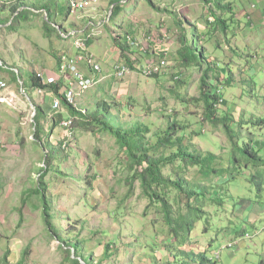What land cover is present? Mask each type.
<instances>
[{
  "label": "rangeland",
  "instance_id": "rangeland-1",
  "mask_svg": "<svg viewBox=\"0 0 264 264\" xmlns=\"http://www.w3.org/2000/svg\"><path fill=\"white\" fill-rule=\"evenodd\" d=\"M227 1L232 3L235 17L229 19L226 32H216L210 25V9L214 7L203 0H121L117 4V16L110 14L111 0H101L100 9L99 4L69 15V0H50L52 22L62 25L65 35L76 32L64 38L56 32L47 36L44 30L47 15L42 11L29 14L14 29L0 26V65H8L0 67V80L8 81L6 92L15 91L25 100L24 106L29 111L33 110L31 99L34 107L41 104L46 113L37 138L35 122L31 121L29 111L21 108V103L20 110L0 103V264H6V252L9 253L7 264L24 260V264H69L67 251L60 248L61 240L50 237L42 222L40 197L25 195L39 184L42 166L50 170L43 181L47 183L45 192L51 206L48 210L51 225L66 231L68 239H78L85 255L99 261L105 244L112 242L114 245L110 248L125 251V255H115L102 264H151L149 252H144L148 249L144 246L134 251L129 242L144 241L149 246L155 243L159 250L166 244L163 213L156 205L149 204L138 181L133 185V193L125 198L129 171L125 152L115 138L104 131H86L77 126L69 130L62 123L71 119L67 109L64 106L60 111L53 109L52 94L38 95L31 87L30 75L35 67H42L46 76L51 73L60 78L57 55L75 52L74 40L89 37L88 32L95 35L89 37V52L100 63L102 71L83 68L87 78L99 81L78 96L79 108H94L100 99L109 102L116 99L123 104L120 112L123 122H145L158 130L167 127L170 116L171 120L192 124L187 140L191 137L204 155L217 156L221 164L213 168L229 166L236 160L232 142L220 127L201 119V103L182 104L176 96L181 93L190 98L201 93L200 68L181 67L179 63L184 40L189 44L192 39L198 43L197 32L201 40L198 46L214 63L209 81L215 84L219 74V90L227 102L220 110L230 112L236 122L241 120L240 146L244 142L252 143L264 160V0ZM7 4L10 3L7 1ZM231 15L227 13L224 17ZM119 36L134 44H130L127 56L130 55L137 69L157 61L166 49L168 73L154 78L137 71L123 80L116 77L115 64L126 61L114 42V37L121 39ZM11 67L20 70V75ZM180 80L183 84H178ZM190 112L195 113L190 115ZM190 117L191 122L187 121ZM198 131L202 134H197ZM152 141H156L155 136ZM58 151L61 159L57 163ZM48 153L53 156L50 164L61 172L49 168ZM237 157L240 166L231 167L229 173L235 178L225 185L224 176L213 181L216 185L211 190L221 189L225 205L206 207L207 211L212 210L211 230L203 231V221H200L193 233L198 238L194 246L205 249L211 241L208 253L214 258L213 264H264V163L247 166L240 154ZM197 170L192 169L188 178H197ZM253 217H257L255 223ZM248 218L250 223H244ZM234 224L240 230L244 228L249 237L239 239L234 247L222 248V242L226 244L234 236ZM218 228H222L221 233ZM216 252H220L219 257H215Z\"/></svg>",
  "mask_w": 264,
  "mask_h": 264
},
{
  "label": "trees",
  "instance_id": "trees-1",
  "mask_svg": "<svg viewBox=\"0 0 264 264\" xmlns=\"http://www.w3.org/2000/svg\"><path fill=\"white\" fill-rule=\"evenodd\" d=\"M7 1L10 4H7ZM12 1L13 0H0V26L6 25L14 29L17 26V22L22 19L27 20L29 14L42 11L47 14V18L44 19V30L47 36H50L52 32H56L64 38L63 34L65 31L63 30V26L56 22H52L53 11L49 1L45 3L39 0H34V2H28L29 0H16L14 4H12ZM120 1L121 0H111L112 5H114L111 16L118 15L117 4ZM203 1L208 2V4L211 3V7H214V10L212 8L210 9L212 16L209 18L210 25H213L216 32L219 30L226 32L229 28V19L232 18V16L233 18L235 17L232 3L227 0H214L215 2L213 0ZM3 11H9L10 17L3 16L1 14ZM227 13H231L232 15L230 17H224ZM69 14H71V8L68 2L67 15ZM247 16L249 17V14H247ZM53 23L56 25H53ZM240 24H238V26H241ZM195 30H197V27ZM195 34L199 38L198 43H195L193 39L192 44L184 40V45L179 50V63L181 67L189 68L191 66H197L200 68L202 72L201 93L198 97L190 98L181 95V93H177L176 96L182 104L194 102L193 106H195L201 103V119L209 122L214 127H220L227 139L232 142V149L233 151L235 150L236 160L224 168H213V166H220L221 164L220 161H217V156L211 153L204 155L196 147L191 137L187 140L188 134L191 133L189 127L192 124H184V122L178 119L171 120L169 116L166 128L160 127L158 130H153L152 124H147L145 122H123L120 119V112L123 104L116 99L112 102L107 101V99H100L97 101L94 108L89 107L85 110V108H79L78 105L67 102L63 95L59 94L61 88L60 82L56 86L51 87L56 91L58 96L62 98V104L70 114L72 123L69 126V130L77 126L86 131H104L114 137L120 149L125 152L129 171V175L126 178L129 190L126 192L125 198L133 193V185L138 181L142 189V195L149 200V204L156 205L162 211L166 221V228H164L165 231L163 234L167 237L164 238L166 244L162 250H159L155 243L149 246V244H145L144 241H134V243L130 241L128 244L134 247V251L140 250L141 247L145 246L148 250L145 249L144 252H149L148 259L151 264H213L214 258L208 253L212 246V242L209 241L208 246L202 249L199 246H194L198 238L195 239L193 237V233L197 231L196 229L199 227L198 223L200 221H203V231L211 230L212 210L207 211L206 207L209 206L210 209L212 207L218 208L225 205L223 203L224 197L220 193L221 189L218 188L215 192L211 190V188L216 185L213 181L222 176H224L223 185L231 181L234 176L230 177V168H237L240 166V160L237 157L238 154L244 158L247 166L252 164L257 167L259 164L264 163L255 145L244 142L243 146H240L239 132H241V120L236 122L230 112L220 110L219 107L223 104L226 105L227 102L224 100L225 98L219 90V74L217 75L218 80L215 84L213 81H211L212 83L209 81V79L212 78L210 72L213 69L214 63L208 55L203 54L201 51V48L198 46L199 42H201L200 35L199 33L197 34V32H195ZM119 37L121 39L114 37V42L120 50L121 57L126 60L123 64L135 68L130 55L127 56V52L131 47L128 40L125 36ZM87 41L88 45H90V40L88 39ZM62 54L63 53H60L56 57L58 63ZM0 67H3V65H0ZM167 73L168 71L166 73L159 72L153 74L151 77L155 78ZM172 76L174 78L177 77L175 74H172ZM30 80L31 87H49L43 85L42 77L36 71L31 72ZM180 83L183 84V80L178 81V84ZM171 91L174 93L173 89ZM220 112H222V114H220ZM193 113L195 112H190V115ZM44 115H46V113L42 105L37 106L34 121V134L37 138H39L42 130L41 119ZM191 117L187 121H190ZM61 118L62 114H60V119ZM262 122H264V120H262ZM199 131L196 133L201 135L202 132ZM151 132L152 134L150 135ZM153 136L156 137L155 142L152 141ZM61 146L59 147L60 149L62 148ZM52 159V154L48 153V164L52 162ZM60 159V151H58L56 157L57 163ZM49 168L54 169V172H61V170H58L59 168L55 165L53 166V164H50ZM195 168L198 169V177L195 179L188 178V173ZM48 171H50L48 168L44 166L41 167L39 184L31 189V191L28 190L29 192L25 193V195L28 197L31 195L40 197V201H42L43 204L42 222L50 237H56L61 240L60 248L67 251L66 258L69 260V264H102L104 261L106 262L112 259L115 255L124 256L125 251H118V248L114 250L111 249L110 247L114 244L109 242L105 244L103 258L96 261L91 258V255L87 256L84 254L83 246L78 239H68L69 236H66V234H68L66 231L51 225V215L48 213L51 206L49 200L46 198L45 192V185L47 183L45 184L43 181ZM71 177L75 179L76 175H71ZM256 178L257 175H253L254 181H256ZM219 183L220 182L217 181L218 187ZM262 189V187H258V191H262ZM26 201L28 200H25V202ZM249 218L243 222L250 223ZM256 218L257 217H253V223H255ZM218 230L219 233H221L222 228H218ZM232 233L234 236L232 239H229L226 244L222 242V248L234 247V244L239 242V239L249 237L245 229L243 228L240 230L236 224H234ZM121 244L126 245L125 242H121ZM67 247H70V250L67 249ZM149 247H151V250H149ZM157 251L159 253H157ZM6 253L4 257L5 261H7L9 255L8 252ZM219 253L220 252H216L215 257H219ZM145 261H147V259ZM24 262L25 260L18 264H24Z\"/></svg>",
  "mask_w": 264,
  "mask_h": 264
},
{
  "label": "built area",
  "instance_id": "built-area-1",
  "mask_svg": "<svg viewBox=\"0 0 264 264\" xmlns=\"http://www.w3.org/2000/svg\"><path fill=\"white\" fill-rule=\"evenodd\" d=\"M13 1L15 2L16 0ZM99 4L100 0H69L71 12L95 8ZM75 33L76 32H71L66 35L64 33L63 37H71ZM87 36L94 37L95 35L89 34L88 32ZM89 37L76 38L73 42L75 52H65L62 54L58 63L59 73L61 76L60 78H57L56 76H50L46 80L42 79L43 85L48 86H56L63 80L65 82L64 85L62 84L64 87L61 86L62 88H60L59 92L63 95L64 99L67 102L74 105H77V98L81 93L86 92L92 86L96 85L99 81L97 79L95 80L94 78L92 80L87 78L81 64L89 67L94 72L99 73L102 71L100 63L95 62L94 56L89 52V45L87 41L88 39L90 40ZM168 64L169 63L167 57L164 56L162 58H159L157 61L147 62L146 64L141 66L139 70L146 76H151L153 74L166 70L168 68ZM133 72L135 71L128 65L118 64L114 67V75L119 79H123ZM35 89L37 94H43L47 92L51 93L53 97L51 107L57 111L63 109L62 98L55 93V90L53 88L36 87ZM7 90H9V85L7 84V82L0 80V103L13 107L16 110H20L22 107H24L25 101H23V99L18 94H16L15 91L6 92ZM23 92L25 93L24 89ZM19 103H21V108L18 106ZM30 105L32 106L33 110L29 111V109H26L25 107L24 110L29 111V114L31 115V121L34 122L36 110L32 103ZM62 123L68 127L71 125L72 119H69L67 121L63 120Z\"/></svg>",
  "mask_w": 264,
  "mask_h": 264
},
{
  "label": "clouds",
  "instance_id": "clouds-1",
  "mask_svg": "<svg viewBox=\"0 0 264 264\" xmlns=\"http://www.w3.org/2000/svg\"><path fill=\"white\" fill-rule=\"evenodd\" d=\"M100 3H101V0H100ZM12 4H14V1H12ZM114 6V5H113ZM112 6V7H113ZM110 14H112V11L110 12ZM109 14V15H110ZM110 18V17H109ZM109 18H107V19H109ZM53 25H56L55 23H53ZM65 33V32H64ZM128 43H129V40H128ZM129 44H131V45H134L133 43H129ZM166 54H167V50L165 49L164 50V54L163 55H160V56H158V58H157V60L159 59V58H162V57H164V56H166ZM167 57V56H166ZM168 59V58H167ZM150 60V59H149ZM154 61V60H153ZM169 63V62H168ZM2 65H3V63H2ZM115 65H118V64H115ZM122 65H125V64H122ZM7 67L8 65L7 64H5V65H3V67ZM129 66V65H128ZM131 67V66H130ZM168 67H169V64H168ZM11 68H13V69H15V70H17L16 68H14V67H11ZM89 68V67H88ZM135 72H139V73H141L140 72V70L139 69H137L136 68V66H135V68H132ZM168 69V68H167ZM167 69L166 70H164L163 72L164 73H166V71H167ZM18 71V70H17ZM19 72V75H20V71H18ZM135 72H133V73H135ZM129 76V75H128ZM152 76V75H151ZM151 76H147V77H151ZM21 79V78H20ZM23 84V83H22ZM48 86V85H47ZM61 86H62V84H61ZM51 87H53V86H49V87H47V88H51ZM32 88H36V87H32ZM24 89V91H26L25 90V87L24 86H22V90ZM47 93H49V92H47ZM47 93H44V94H47ZM57 94V93H56ZM59 94H60V92H59ZM39 95V94H38ZM58 95V94H57ZM21 97V96H20ZM22 98V97H21ZM23 101H25V100H23ZM30 101H31V103H32V100L30 99ZM26 109H29L28 107H26V106H24ZM37 107V106H36ZM36 107H35V110H36ZM83 262V261H82ZM84 263V262H83ZM18 264V263H17Z\"/></svg>",
  "mask_w": 264,
  "mask_h": 264
},
{
  "label": "crops",
  "instance_id": "crops-1",
  "mask_svg": "<svg viewBox=\"0 0 264 264\" xmlns=\"http://www.w3.org/2000/svg\"><path fill=\"white\" fill-rule=\"evenodd\" d=\"M50 1V0H49ZM100 7H101V3H100V6L98 7V9H100ZM112 7V6H111ZM7 13H9V11H3L1 14L4 16V15H6ZM184 26V24H182V27ZM82 65V68H84V67H87V66H85L84 64H81ZM5 67V66H4ZM8 67V66H7ZM43 69H42V67H40V68H37V67H35L34 69H33V71H36L37 73H39L40 75H41V77H42V79H44V80H46L48 77H50V76H52V74L51 73H49V75L48 76H46L45 75V73L42 71ZM51 100V99H50ZM45 101H46V99H45ZM46 104V103H45ZM41 105V104H40ZM50 106H51V104H50ZM42 107H43V105H42ZM44 109V108H43ZM6 264H7V261H6Z\"/></svg>",
  "mask_w": 264,
  "mask_h": 264
},
{
  "label": "bare ground",
  "instance_id": "bare-ground-1",
  "mask_svg": "<svg viewBox=\"0 0 264 264\" xmlns=\"http://www.w3.org/2000/svg\"><path fill=\"white\" fill-rule=\"evenodd\" d=\"M37 12H38V11H37ZM87 35H88V34H87ZM4 65H5V64H4ZM18 71H20V70H18ZM3 81H4V80H3ZM15 81H16V80H15ZM21 81H22V80H21ZM7 82H8V81H7ZM17 82H18V81H17ZM22 82H23V81H22ZM221 91H222V90H221ZM221 91H220V93H221ZM24 94H25V93H24ZM24 94H23V95H24ZM33 104H34V103H33Z\"/></svg>",
  "mask_w": 264,
  "mask_h": 264
}]
</instances>
